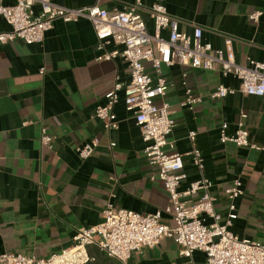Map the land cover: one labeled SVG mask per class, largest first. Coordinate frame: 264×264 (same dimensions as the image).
<instances>
[{
    "label": "crops",
    "instance_id": "1",
    "mask_svg": "<svg viewBox=\"0 0 264 264\" xmlns=\"http://www.w3.org/2000/svg\"><path fill=\"white\" fill-rule=\"evenodd\" d=\"M67 7L99 4L107 10L124 9L135 0H52ZM146 6L163 3L180 21V30L191 34L203 29L204 42L215 49L233 39L236 62L249 65V59L264 63V0H143ZM14 0H4L11 5ZM39 6H36V10ZM262 11L257 22L250 18ZM153 33L154 22L143 13ZM11 29L0 16V33ZM163 35H168L164 31ZM123 46L100 40L92 23L57 20L41 44L22 40L0 43V255L18 253L48 257L69 247L78 229L103 221L109 203L142 214L165 212L169 194L157 177L158 168L147 161L140 129L125 109L124 92L115 107L118 127L106 129L95 116L98 106L117 82L130 81L128 63L119 55ZM147 71L156 77L150 63ZM162 76L170 84L157 105H167L175 126L169 137L174 149L184 157L187 178L179 190L201 177L212 182L214 207L224 224L231 214V200L225 189L235 179L244 194L235 200L237 215L229 230L242 239L264 243V148L238 147L223 143L222 129L234 134L243 120L250 139L264 147V97L238 91L239 81L218 70L190 65H163ZM201 100L193 109L183 106L186 87ZM219 85L237 89L224 98H212ZM245 113L247 116L243 117ZM54 136L52 148L41 143L42 130ZM196 132L194 143L190 132ZM99 140L88 159H81L76 147ZM115 143L112 146L111 143ZM193 145L202 153L199 170L189 152ZM198 197V196H195ZM206 224L215 220L202 215ZM85 264H125L89 245ZM126 264H208L204 252L192 257L180 254L173 238L166 237L155 247L135 252Z\"/></svg>",
    "mask_w": 264,
    "mask_h": 264
},
{
    "label": "built area",
    "instance_id": "2",
    "mask_svg": "<svg viewBox=\"0 0 264 264\" xmlns=\"http://www.w3.org/2000/svg\"><path fill=\"white\" fill-rule=\"evenodd\" d=\"M3 1L0 0V16L11 29L0 33L1 44L16 40H22L28 45L41 44L57 20L69 23L85 18L92 23L100 40L105 43L112 40L123 46L121 51L108 57L117 54L128 63L130 81L117 82L106 94V104L97 107L95 116L103 121L107 130L117 128L115 107L120 101V92H124L125 109L133 114L140 129L147 161L158 168L157 177L169 194L165 212L170 215L171 223L163 221L161 211L142 214L109 203L104 210L103 221L78 229L69 247L44 258L2 253L0 264H85L90 259L87 248L92 244H97L107 255L126 264L135 252L155 247L166 237L174 239L180 254L185 257H192L195 251L204 252L208 264H264V243L242 239L229 230L233 219L237 217L234 213L235 200L244 194L240 179H235L225 189V194L231 200L232 212L224 224L219 222L221 216L215 211L210 179L201 177L192 181L185 190H179L187 178L184 157L179 152L170 153L166 150L174 149L169 137L175 120L167 105L155 103L157 97L166 95L170 86L162 76L163 65L181 64L218 70L223 76H232L239 81L238 91L264 97V63L254 59H249V65L237 63L233 39L230 37L225 38L224 48L215 49L211 43L202 40L201 27H195L191 34L182 32L180 21L160 2L146 6L143 0H135L124 9L107 10L99 4L67 8L52 0H14L11 5H4ZM36 6H39L38 10ZM144 12L154 22L153 33L147 28ZM261 15L262 11H256L250 18L257 22ZM164 31L168 32L166 37ZM147 63L154 68L156 77L147 71ZM183 84L186 87V98L182 105L193 109L201 99L194 96L186 82ZM236 92L235 88L219 85L211 96L224 98ZM242 116L247 115L243 113ZM220 136L223 143L231 142L238 147L251 149L264 148L250 139V132L243 120L237 123L234 134H228L226 129H222ZM189 138L194 143L196 132H190ZM53 142L54 136L43 129L42 145L52 148ZM111 144L115 145L114 142ZM98 146L99 140L92 139L78 145L76 152L81 159H88ZM189 155L193 164L202 170L204 158L194 145ZM203 214L215 221L206 224Z\"/></svg>",
    "mask_w": 264,
    "mask_h": 264
}]
</instances>
